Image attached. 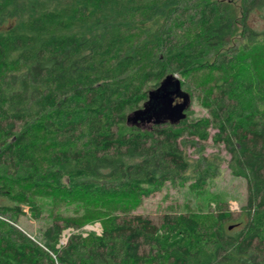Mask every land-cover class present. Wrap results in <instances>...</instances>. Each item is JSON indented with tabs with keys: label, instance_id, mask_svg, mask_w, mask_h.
<instances>
[{
	"label": "trees",
	"instance_id": "trees-1",
	"mask_svg": "<svg viewBox=\"0 0 264 264\" xmlns=\"http://www.w3.org/2000/svg\"><path fill=\"white\" fill-rule=\"evenodd\" d=\"M224 3L0 0V264H264V29L250 21L264 0H241L236 44ZM168 74L203 116L189 103L146 118ZM208 137L246 181L235 214L223 198L156 222L130 211L168 183L201 191L217 176L181 143ZM40 193L81 211H54L30 236L15 217ZM93 219L101 233L75 231Z\"/></svg>",
	"mask_w": 264,
	"mask_h": 264
},
{
	"label": "rangeland",
	"instance_id": "rangeland-1",
	"mask_svg": "<svg viewBox=\"0 0 264 264\" xmlns=\"http://www.w3.org/2000/svg\"><path fill=\"white\" fill-rule=\"evenodd\" d=\"M221 1L225 2L224 4L229 6L234 20L237 22L235 29H233L230 34L231 37L228 44L239 43L242 38V23L240 22V17L243 8L241 0ZM162 18V15L158 16L154 14L150 18V23L154 21V23L158 24L157 22L161 21ZM250 21L254 27L264 29V19L261 18L257 12L256 15L254 14L252 16ZM202 75L204 77L205 73ZM176 102H178V100H176ZM189 103L190 111L187 114L189 118L197 116L200 117L205 114V109L199 103H197V99L195 97H191V101ZM133 122L136 123V121ZM139 123L141 122L139 121ZM211 132L213 131L211 130ZM193 140L194 137L192 141ZM192 141H181L182 146L185 147V152L192 158L198 157L202 161L206 158L211 160L212 164L217 166V176L208 180V184L201 191H194L187 185H181V187H179L168 183L162 188L161 191H155L154 194L148 197H143L142 202L135 208H132L130 210L131 212L148 215V217L156 222L160 215L165 212H169V210L181 212L185 203H187V205L190 207H195L196 204H200L202 206L204 205L205 207L206 203L210 201L208 206L210 205L214 208V202L223 198L226 201L227 208L232 210L234 214L241 208L245 202L246 181H244L242 177H239V175L232 174V169L228 163L229 155L225 151L223 144L220 143L219 145H216L211 142L209 137L202 142L196 141V144L193 145L191 143ZM201 145H203V147H201ZM59 199L61 198H54L51 195L48 196L41 193L36 194V196L33 198V201L39 207L37 211L35 210L36 214L35 211L28 206V204L23 203L21 205V213L15 217V226L19 229H22L23 231L25 230L28 232L30 236L36 237L51 221L52 213L54 211L63 212L64 210H68V212L71 213L75 212L76 207H79V205L82 206V203L78 200L71 201V203L66 204L63 201L61 202ZM205 208H207V206ZM80 211L81 209L78 208L76 212ZM77 230L80 231L82 235H86V233L90 231H94L95 234H98L101 233L102 226L100 225L99 221L93 219L90 222L80 225L75 231ZM70 231L74 230L66 228L60 239L64 241L66 234Z\"/></svg>",
	"mask_w": 264,
	"mask_h": 264
},
{
	"label": "water",
	"instance_id": "water-1",
	"mask_svg": "<svg viewBox=\"0 0 264 264\" xmlns=\"http://www.w3.org/2000/svg\"><path fill=\"white\" fill-rule=\"evenodd\" d=\"M164 81L149 92L148 106L145 111L146 118L157 113H165L169 117L178 119L182 115V110L188 106V95L180 89V81L174 75H166ZM178 102L172 104L173 98L178 97ZM143 111L134 112L131 119L136 121V117ZM141 117V116H140Z\"/></svg>",
	"mask_w": 264,
	"mask_h": 264
},
{
	"label": "built area",
	"instance_id": "built-area-1",
	"mask_svg": "<svg viewBox=\"0 0 264 264\" xmlns=\"http://www.w3.org/2000/svg\"><path fill=\"white\" fill-rule=\"evenodd\" d=\"M68 233H69V232H68ZM63 239H64V237H63ZM60 241L64 242L62 239H61Z\"/></svg>",
	"mask_w": 264,
	"mask_h": 264
}]
</instances>
